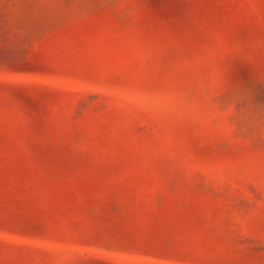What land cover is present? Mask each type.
<instances>
[{
    "label": "rangeland",
    "instance_id": "obj_1",
    "mask_svg": "<svg viewBox=\"0 0 264 264\" xmlns=\"http://www.w3.org/2000/svg\"><path fill=\"white\" fill-rule=\"evenodd\" d=\"M0 264H264V0H0Z\"/></svg>",
    "mask_w": 264,
    "mask_h": 264
}]
</instances>
